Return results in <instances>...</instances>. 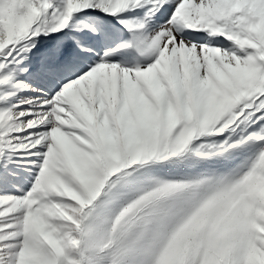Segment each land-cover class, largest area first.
<instances>
[{
    "label": "snow or ice",
    "instance_id": "6c2138e0",
    "mask_svg": "<svg viewBox=\"0 0 264 264\" xmlns=\"http://www.w3.org/2000/svg\"><path fill=\"white\" fill-rule=\"evenodd\" d=\"M10 165L0 264H264V0H0Z\"/></svg>",
    "mask_w": 264,
    "mask_h": 264
},
{
    "label": "rangeland",
    "instance_id": "374dc122",
    "mask_svg": "<svg viewBox=\"0 0 264 264\" xmlns=\"http://www.w3.org/2000/svg\"><path fill=\"white\" fill-rule=\"evenodd\" d=\"M216 39L222 40V38L217 37ZM24 159H31L30 157H25ZM10 168L15 172V175L9 177V182H5L2 179L3 170L0 169V191H15L16 189L13 185H19L21 187H30L31 174L27 171L24 166L15 167L10 165ZM30 167V166H29ZM251 189L259 193L264 194V178H258L252 185Z\"/></svg>",
    "mask_w": 264,
    "mask_h": 264
},
{
    "label": "bare ground",
    "instance_id": "6f19581e",
    "mask_svg": "<svg viewBox=\"0 0 264 264\" xmlns=\"http://www.w3.org/2000/svg\"><path fill=\"white\" fill-rule=\"evenodd\" d=\"M219 38H221V37H219Z\"/></svg>",
    "mask_w": 264,
    "mask_h": 264
}]
</instances>
